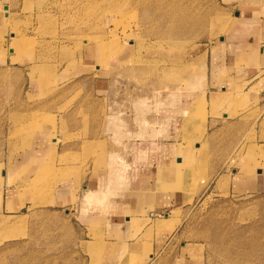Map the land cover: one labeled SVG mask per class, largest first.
<instances>
[{
	"label": "rangeland",
	"instance_id": "374dc122",
	"mask_svg": "<svg viewBox=\"0 0 264 264\" xmlns=\"http://www.w3.org/2000/svg\"><path fill=\"white\" fill-rule=\"evenodd\" d=\"M237 1L0 4V194L13 188L21 196L15 213H1L0 264H162L157 251L145 254L154 228L142 236L87 228L61 205L56 187L85 172L98 144L111 140L112 161L129 162L145 144L167 138L180 147L178 175L189 194L169 219L156 221L168 227L159 231H172V253L190 244L198 251L190 256L205 264H264V193L236 187L264 172V105L218 121L206 111L210 60L237 23ZM93 46L103 52V70L85 59ZM125 47L131 50L119 64ZM179 102L182 112L171 105ZM40 137L47 143L38 166L18 165ZM78 145L80 153L72 151ZM186 148L193 158L183 167ZM120 188L112 179V191ZM86 197L85 213L106 193Z\"/></svg>",
	"mask_w": 264,
	"mask_h": 264
},
{
	"label": "crops",
	"instance_id": "0c3cea01",
	"mask_svg": "<svg viewBox=\"0 0 264 264\" xmlns=\"http://www.w3.org/2000/svg\"><path fill=\"white\" fill-rule=\"evenodd\" d=\"M11 1L0 0V4ZM237 4L242 9L236 15L237 23L221 38L208 68L205 99L210 121H218L221 117L264 105V1L255 0L250 3L248 0H238ZM130 50L131 48L125 47L119 51V64L127 61ZM102 53L97 50V46H93L87 49L85 59L97 60V67L103 70ZM110 63L112 64V60L109 67ZM87 68H80V71H87ZM98 87L101 88V85ZM95 135L94 131L93 137ZM155 140L136 150L129 162L124 158L112 161L111 140L105 141L100 148L98 144L84 173H73L71 177L59 181L56 193L60 196V203L63 207L74 210L87 228L105 229L107 232L128 231L132 235L134 233V236L145 235L151 227L154 228L151 246L146 247L145 254L151 258L152 253L157 251V259L162 264H205L199 257L190 256L198 252L190 244H184L177 253H172V231H159L168 227H159L164 223L157 224L156 221L163 217L165 220L169 219L171 213L186 204L189 194L181 190L177 164L180 147L177 140ZM46 143V138H38L35 146L28 151L29 157L19 160L18 165H26L28 162L29 167L38 166L43 157L42 147ZM181 150L184 153V167L187 163L190 164L193 156L190 149ZM72 151L80 153L81 149L78 145ZM13 166L16 167V164ZM112 179L121 185L119 191H112ZM250 179L237 185V189L243 193H264V172L259 177ZM121 181L124 182L123 185ZM89 192H105L106 199L92 201L85 207V213V197ZM20 198L15 189L3 188L0 194V217L10 207L13 208L11 212L15 213L19 209ZM71 202H77L78 211ZM149 221L152 223H147ZM109 243L112 245L116 240ZM140 256L145 257L139 253L136 255L138 261L141 260Z\"/></svg>",
	"mask_w": 264,
	"mask_h": 264
},
{
	"label": "bare ground",
	"instance_id": "6f19581e",
	"mask_svg": "<svg viewBox=\"0 0 264 264\" xmlns=\"http://www.w3.org/2000/svg\"><path fill=\"white\" fill-rule=\"evenodd\" d=\"M99 50H101V49H99ZM102 51V50H101ZM111 61V60H110ZM105 62L106 63H108L109 61H108V59H105ZM165 98V97H164ZM171 105H175V107H177V109L180 111L181 110V107H182V104H180V102L179 103H176V104H174V103H172ZM162 108V107H161ZM172 108V107H171ZM180 112H182V111H180ZM171 113H175V112H171ZM176 114V113H175ZM171 115V114H170ZM165 121H167V120H165ZM167 125H168V123H167ZM258 151H256L255 149H252V150H250L249 152H248V154L250 155V157L251 158H254V156H256V153H257ZM120 160V159H119ZM124 163V162H123ZM125 175V174H124ZM123 185V184H122ZM87 198V197H86ZM88 199V198H87ZM89 200V199H88ZM88 200H86L85 201V204L88 202ZM167 223H168V221H167ZM159 227H162V226H166V223H164V224H161V226L160 225H158Z\"/></svg>",
	"mask_w": 264,
	"mask_h": 264
}]
</instances>
